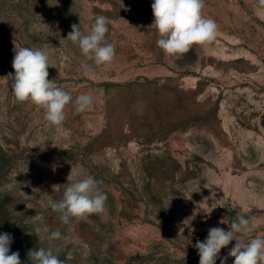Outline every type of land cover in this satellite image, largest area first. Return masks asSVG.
Returning a JSON list of instances; mask_svg holds the SVG:
<instances>
[{"label":"rangeland","instance_id":"rangeland-1","mask_svg":"<svg viewBox=\"0 0 264 264\" xmlns=\"http://www.w3.org/2000/svg\"><path fill=\"white\" fill-rule=\"evenodd\" d=\"M152 3L0 0V233L12 235L21 264H35L28 252L40 247L66 264H199L193 245L237 215L259 225L237 234L245 242L264 237V0H205L217 37L179 58L156 44ZM98 15L115 48L101 66L66 39L72 24L87 32ZM15 47L45 51L48 79L72 96L63 132L15 99ZM85 93L93 104L76 113ZM71 170L101 181L107 210L64 225L50 201ZM45 229L67 242L39 241Z\"/></svg>","mask_w":264,"mask_h":264},{"label":"clouds","instance_id":"clouds-1","mask_svg":"<svg viewBox=\"0 0 264 264\" xmlns=\"http://www.w3.org/2000/svg\"><path fill=\"white\" fill-rule=\"evenodd\" d=\"M204 6L205 0H153L151 9L154 20L150 27L156 30L159 37L156 44L163 50L166 58H179L188 53L194 45L207 49L216 39L218 25L213 19L203 15ZM108 25V18L98 15L87 32L81 30L80 24H72L66 39L76 45L82 55L94 65H105L111 63L115 57L114 45L106 39ZM14 53V75L9 73L8 77L12 81L15 99L19 102H30L43 109L45 120L55 126L58 133L63 132L65 108L73 98L70 93L48 79V54L42 49L29 47H15ZM82 68L85 72L92 70L88 63L82 65ZM92 104L93 97L85 93L75 98L73 107L76 113H83ZM256 106L261 107L260 104ZM66 179L62 198L50 201L51 209L57 213L58 219L64 225L106 212L107 194L100 188L101 181L92 175L78 178L72 170ZM219 223L227 224L229 230L225 231L218 226L209 228L206 239L198 240L193 245L198 250L199 264H215L221 249L232 241H235L234 246L226 257L220 258V264H226L228 257L234 258V264H264V237L255 236L245 242L241 235H237L251 236L259 226L255 218L237 215L231 223L225 218ZM44 232L45 236L36 234L39 241L47 239L67 242L68 237L60 230L49 232L45 229ZM12 243L11 234L0 233V264H21L19 252H10ZM28 257L35 264H66L65 260L53 253L51 247L31 249Z\"/></svg>","mask_w":264,"mask_h":264}]
</instances>
